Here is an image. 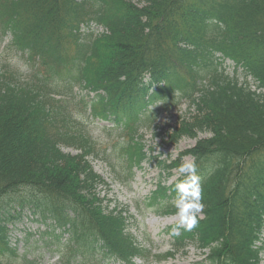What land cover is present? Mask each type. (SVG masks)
<instances>
[{
  "label": "trees",
  "instance_id": "obj_1",
  "mask_svg": "<svg viewBox=\"0 0 264 264\" xmlns=\"http://www.w3.org/2000/svg\"><path fill=\"white\" fill-rule=\"evenodd\" d=\"M5 38L26 71H0V264L19 257L8 239L26 213L44 227L36 229L43 244H56L60 264L96 253L129 264L135 256L158 258L127 231L125 209L102 206L96 189L108 185L89 158L108 159L81 120L114 124L123 139L118 152L132 168L147 154L138 132L153 125L162 138L154 123L182 102L193 113L166 135L195 144L158 166L169 176L185 156L195 158L204 210L191 231L170 230L173 251L163 258L194 244L206 251L203 264L260 263L264 0H0V45ZM217 54L257 89L227 74ZM76 86L92 97L73 104ZM255 155L260 160L251 168ZM184 179L159 185L150 205L176 213L172 198Z\"/></svg>",
  "mask_w": 264,
  "mask_h": 264
},
{
  "label": "rangeland",
  "instance_id": "obj_2",
  "mask_svg": "<svg viewBox=\"0 0 264 264\" xmlns=\"http://www.w3.org/2000/svg\"><path fill=\"white\" fill-rule=\"evenodd\" d=\"M6 43L7 38L0 45V71L9 70L8 65L17 67L19 71H26L18 55L12 52L10 46ZM6 61L8 63H4ZM223 69L229 75L235 73L239 83L247 80L250 87L255 88L256 82L251 77H245L243 71H235L229 60H225ZM205 83L207 84L208 81L205 80ZM77 88L78 90H76ZM73 95L75 96L73 104L77 103L82 97L86 99L92 97L85 92L80 93L78 86L74 87ZM192 113L193 108L186 102H182L177 108L172 109L168 113H161L154 124L162 128L161 131H158L162 138L153 135V132H155L152 128L153 125L150 128L139 131L135 139L144 145V151L147 154L143 162L132 168L128 167L123 160V155L118 152L119 145L123 139L114 135L113 128L116 127L114 124L99 119H93L92 121L89 117L81 120L84 128L89 130L94 141L98 144L97 150L100 153L105 152L109 161L105 164L100 159L89 158L94 171L108 185H101L96 189L99 198L104 199L102 206L107 211L125 209L127 211L125 215L127 231L139 243L149 248L153 255H158L161 258V262L158 263L154 261L143 263L140 260H135V264L204 263L203 259L206 257V251L200 250L194 244H189L183 252L175 253L171 257L167 256V259L163 258L166 253L173 251L169 231L170 227L176 223V214L159 213L158 211L162 209L161 206L153 209L154 211L147 206V198L150 191L155 188L156 183L161 180V185L168 187L178 175L177 169L171 172V174L175 173V175H170L169 177L165 172H160L158 161L163 159L174 161L180 152L191 148L195 144L196 140L188 137L179 139L177 143H172L166 135L167 131H171L177 126L181 118H190ZM208 135V133H199L198 138H204ZM62 150L69 154L78 153L77 150L66 146L62 147ZM185 160H191V158L185 156L182 161ZM114 171L122 178L121 180L114 177ZM130 173L131 175H129ZM27 217L29 218L27 219ZM31 219H34V217L26 213L23 221H15L13 223L14 228L10 232L8 244L16 245L20 254L13 264H23L21 259H23L24 255L36 264H60L61 259L57 254L56 244L49 243L47 246L44 245L39 238V233L36 231L38 225ZM38 228L40 231L44 229V227ZM146 238L149 239V244L146 243ZM261 238L263 245L259 264H264V234ZM74 259L73 264H123L118 260L103 257L100 253H96L94 256H76ZM102 261L103 263H101Z\"/></svg>",
  "mask_w": 264,
  "mask_h": 264
},
{
  "label": "clouds",
  "instance_id": "obj_3",
  "mask_svg": "<svg viewBox=\"0 0 264 264\" xmlns=\"http://www.w3.org/2000/svg\"><path fill=\"white\" fill-rule=\"evenodd\" d=\"M185 179L179 181L175 190L177 196L173 200L176 209V227L172 229L173 235H179L180 229L191 231L198 224V215L203 213L201 176L197 174L195 158L183 161L177 169Z\"/></svg>",
  "mask_w": 264,
  "mask_h": 264
},
{
  "label": "bare ground",
  "instance_id": "obj_4",
  "mask_svg": "<svg viewBox=\"0 0 264 264\" xmlns=\"http://www.w3.org/2000/svg\"><path fill=\"white\" fill-rule=\"evenodd\" d=\"M256 89H257L256 86H255V88H252V90H256ZM258 92H262V91L258 90ZM262 148L264 151V147H262ZM259 160H260V155L253 156V158L249 162L250 167L254 168L257 165V163L259 162ZM198 217H201V214H199Z\"/></svg>",
  "mask_w": 264,
  "mask_h": 264
}]
</instances>
